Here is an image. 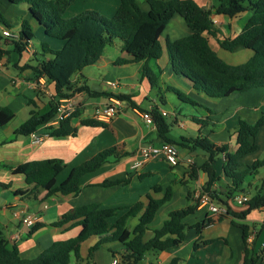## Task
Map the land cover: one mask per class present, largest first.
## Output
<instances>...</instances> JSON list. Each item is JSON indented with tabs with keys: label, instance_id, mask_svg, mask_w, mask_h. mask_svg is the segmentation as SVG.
Listing matches in <instances>:
<instances>
[{
	"label": "crops",
	"instance_id": "0c3cea01",
	"mask_svg": "<svg viewBox=\"0 0 264 264\" xmlns=\"http://www.w3.org/2000/svg\"><path fill=\"white\" fill-rule=\"evenodd\" d=\"M113 1L110 8L103 7L111 12L112 17L120 6V0ZM194 1L202 7L214 10L220 4L219 0ZM0 7V11L7 17V22L14 27L12 31L19 32L22 23L28 21L35 32V39L21 55L13 51L12 44L2 41V49L10 53L0 57V108H10L15 113V118L0 130V233L5 236L10 248L19 249L23 259H35L55 242L77 237L80 228L67 229L70 225L56 228L52 224L78 207L97 204L101 209H115L116 215L108 220L112 228L127 213L129 207L138 202L147 203L148 196L162 199L165 190L172 187L174 190L172 199L162 207L144 237L145 241H149L154 236V230L161 228L171 212L195 203L196 195L209 181L208 175L199 170L207 161L208 154L200 148L191 150L177 146L180 152L178 166H171L164 158H159L147 161L139 168L135 167L142 159L140 157L142 148L159 147L165 143L158 135L156 124H148L142 113L150 112L154 107L168 113L165 117L170 125L168 136L177 143H182V139L207 138L218 147L228 146L231 153L237 149L236 129L239 120L243 119L254 124L264 118V88L252 89L226 98H210L196 91L189 81L176 75L168 57L164 55L161 60L149 63L156 73L159 69L162 70L159 88L153 90L149 80L142 78L141 75L144 62L115 65L120 58L132 59L122 51V44L115 42L113 46L107 48L100 62L93 66L94 75H90L86 68L74 77V81L82 86L85 82L89 85L91 80L99 84L101 91L114 94L124 90V93L129 95L131 103L127 101L129 104L120 114L106 123V127H87L81 122L94 119L95 109L109 104L110 98H92L86 94L77 107L79 115L73 120L77 134L51 137L44 143L35 145L30 135H17L16 131L34 113L40 115L49 113L56 99L54 86L44 78H37L29 66L37 65L36 58H41L42 44H48L51 49L59 50L64 43L47 37L44 28L32 20L27 5H15L9 0H0ZM252 15L253 13L248 11L234 18L225 15L214 16L218 35L217 39L212 38L210 43L226 62L238 65L247 62L253 56L252 51L244 48H238L233 53L224 51L218 43L237 37ZM41 30L45 38L37 40L36 35ZM190 34L184 21L176 17L165 29L161 41L165 46L167 40L176 41ZM239 53L241 55L244 53L242 60L245 61H238L235 54ZM108 82L118 83L119 88L116 90L109 88ZM169 88L184 93L197 105L183 103L174 93L168 91ZM159 91L163 94V104L160 103ZM168 106L173 109L168 110ZM196 120L205 121V124H200ZM46 131L47 129L41 128L38 133ZM253 140L258 150L240 160V171L257 161L264 160V125ZM108 149H115L113 157L98 171L89 173L81 179V191L77 195L57 194L47 201H42L46 194L44 191L37 195V199H24L15 195L16 191L26 189L28 185L26 177L14 174L13 168L31 161L60 160L65 164L64 171L57 179V185H60L67 180L74 168ZM226 159V156L219 155L214 164L217 179L214 189L222 192H228L233 188L232 179L224 171ZM193 167L199 170V178L196 180L189 178ZM125 181L129 183H123ZM116 182L118 184L109 185ZM156 186H161L163 191L155 192L153 189ZM234 193H245L251 198L257 195L264 196V168L254 174H248L244 183ZM48 201L54 203L49 204ZM230 204L232 213H240L246 209L237 207L232 201ZM30 214H39L40 224L44 225L32 235H29L31 228L21 222L23 217ZM208 220H212L211 224L199 233L194 226ZM184 222L192 228L186 231V240L180 247L162 252H149L140 264H242L245 244L242 231L233 225L234 222L249 225L251 233L259 231L257 238L253 237L256 239L255 251L260 253L264 248L263 208L254 210L246 220H240L232 214L216 216L209 208L199 206ZM138 223L139 217L131 219L129 221L131 230ZM15 236L16 239L11 241L10 239ZM97 241V238H93L83 244L81 250L83 258L87 257L89 248ZM196 244L200 245L197 250L194 249ZM112 251L117 253L118 259L125 254L121 243H111L95 253L91 264H112L114 261Z\"/></svg>",
	"mask_w": 264,
	"mask_h": 264
},
{
	"label": "trees",
	"instance_id": "16d2710c",
	"mask_svg": "<svg viewBox=\"0 0 264 264\" xmlns=\"http://www.w3.org/2000/svg\"><path fill=\"white\" fill-rule=\"evenodd\" d=\"M15 5H27L32 20L45 30L47 37L60 40L64 46L60 50H53L48 44H42L41 58H36L37 65L29 66L37 78H44L54 86L56 103L52 110L45 114H33L17 131V135L29 136L46 126L55 116L60 100L73 98L76 95L88 94L92 98L116 97L129 101L125 93H109L107 91H94L85 82L82 86L74 81L77 74L88 67L100 62L107 48L114 45L116 40L122 44V51L132 57L131 60L118 59L115 65L136 64L144 62L141 71L142 78H147L152 89L159 88V77L162 70L156 73L150 62L159 61L166 55L171 63L174 73L187 81L193 88L210 98H226L233 94L248 92L252 89L264 88V0H219L215 8L200 6L194 0H120V6L113 17L109 18L97 11H87L70 19L65 15L76 0H9ZM253 15L243 31L234 39L218 41L220 48L233 53L238 48L252 51L253 56L245 63L233 65L223 60L212 47L210 41L217 39L218 31L215 28L214 16L225 15L231 18L245 12ZM180 17L191 34L182 39L167 40L165 46L161 38L169 23ZM14 27L7 22L5 15L0 11V57L10 52L2 49L4 41L12 44L13 51L23 54L35 39V32L30 22L24 21L18 32L17 40L3 35L5 29ZM177 98L186 104L197 105L187 95L175 88H169ZM160 103H164L162 92H158ZM131 103V102H130ZM78 110V108H77ZM69 119L63 121L59 128L51 130V137H67L77 134V127L73 120L79 115L78 111ZM156 124L158 135L165 143L191 150L202 149L208 154L207 161L199 169L208 175L209 181L202 188L212 200L227 208V214L235 218L246 220L254 211L264 208V196H254L242 207L246 209L240 213L231 212V198L237 189L244 183L248 174H254L264 168V160L257 161L240 171V160L246 155L258 150L254 138L264 125V118L254 124L240 119L236 129L237 149L229 151L228 146H216L209 139L185 140L177 143L169 138L170 125L160 113L158 107L150 111ZM15 113L10 108H0V130L4 129L13 119ZM200 124L205 121L196 120ZM82 125L87 127H106L104 122L95 119L83 120ZM191 144L192 146H190ZM115 154V149L100 152L92 159L74 168L67 180L57 185L58 176L64 171L65 164L60 160H42L24 163L12 171L14 174L24 175L28 187L18 190L15 195L24 199H37V195L44 191L47 201L54 195H77L81 191V179L98 171ZM219 155L227 157L224 171L232 179L233 188L228 192L214 189L217 181L214 164ZM199 170L195 167L189 174L191 180L199 178ZM123 183H129L125 181ZM110 183L109 185H116ZM162 192L161 186L153 189ZM174 194L172 187L165 190L162 199H153L148 196V202H138L128 208L127 213L110 227L109 218L116 215L115 209H101L97 204H89L73 209L64 214L62 218L52 224L53 227L67 229L80 228L77 237L57 241L35 259H23L17 247H9V242L0 233V264H91L95 253L102 247L111 243H121L125 254L119 259V264H140L149 252H162L180 247L186 240L187 226L184 220L193 215L199 207V200L195 197L194 204L169 214L168 219L161 228L154 230V236L145 241L144 237L150 230L151 224L159 214L162 207L168 203ZM191 199V196H189ZM139 217V223L131 230L129 221ZM212 220L194 226L200 233L211 224ZM243 234L245 244L242 264H264V248L262 252L255 251L256 239L249 242L250 226L234 222ZM37 224L30 229L29 235L43 228ZM97 238L95 245L91 246L86 258L81 255L82 246L90 239ZM200 245H195L197 250ZM114 259L117 253L112 251ZM75 259V263H73Z\"/></svg>",
	"mask_w": 264,
	"mask_h": 264
},
{
	"label": "built area",
	"instance_id": "2783aa9c",
	"mask_svg": "<svg viewBox=\"0 0 264 264\" xmlns=\"http://www.w3.org/2000/svg\"><path fill=\"white\" fill-rule=\"evenodd\" d=\"M215 23V21H214ZM3 35L7 38L17 40L19 38V33L14 32L9 29H5L3 31ZM29 48V47H28ZM111 89H118L119 85L116 82H108L107 85ZM80 96L76 95L73 98L62 99L59 101L57 105V110L54 118L43 128L47 129L46 132L38 133L35 132L31 134L32 142L35 145H40L44 143L47 139L51 138V130L59 128L61 123L69 118H71L77 110V106L75 105L76 99ZM129 103L126 100H122L116 97L110 98V103L107 105L98 106L94 113L93 118L97 121L108 123L111 121L116 115L120 114L123 108L128 105ZM160 113L167 117L168 113L164 111H160ZM143 118L146 120L148 124H153L154 120L151 116L150 112L142 113ZM225 157V155H223ZM140 157L142 158L138 161L135 167L139 168L143 166V164L150 160H157L159 158H164L168 164L171 166H178L180 163V152L176 145L164 143L159 147H144L140 150ZM196 198L199 200L200 207L209 208L210 212L216 216L226 215L227 208L219 206L216 204L211 196L204 192L203 189L196 195ZM252 198L245 193H234L232 195L231 201L234 205L237 206H244L247 204ZM40 215L39 214H30L21 219L23 225L27 227H34L35 225L40 223ZM254 236L249 238V242L252 243ZM16 239L12 237L10 240ZM112 264H119V259H114Z\"/></svg>",
	"mask_w": 264,
	"mask_h": 264
},
{
	"label": "rangeland",
	"instance_id": "374dc122",
	"mask_svg": "<svg viewBox=\"0 0 264 264\" xmlns=\"http://www.w3.org/2000/svg\"><path fill=\"white\" fill-rule=\"evenodd\" d=\"M113 2H114L113 0H77L71 6L70 11H68L71 15H68V13H67L65 15V18L66 19H70L72 17L77 16L78 14H82V13H85L87 11H97V12L101 13L102 15L111 18L112 17L111 12H109V10H107L106 8H103V7H109ZM94 7L102 9V11H100L99 9L94 8ZM0 9H1V7H0ZM43 38H45V34L41 30L40 33H38L36 35V39L39 40V39H43ZM48 38H50V37H48ZM51 40L55 41L56 39L52 38ZM116 43L118 44V43H120V41L116 40ZM54 50H56V49H54ZM235 56L238 58V61H241V62L245 61V60H242L243 59L242 57L244 56V53L242 55L240 53L239 54H235ZM243 63H245V62H243ZM92 70H93V66L92 67H88V73L90 75H94L92 73ZM89 82H90L89 85L91 86V88H92L93 85H99V84H95L96 82H92L91 80H89ZM167 109L169 110V109H173V108L168 106ZM240 207H242V206H240Z\"/></svg>",
	"mask_w": 264,
	"mask_h": 264
},
{
	"label": "water",
	"instance_id": "95a60500",
	"mask_svg": "<svg viewBox=\"0 0 264 264\" xmlns=\"http://www.w3.org/2000/svg\"><path fill=\"white\" fill-rule=\"evenodd\" d=\"M92 90H94V91H98V92H101V88H100V86H98V85H93L92 86ZM121 93H124V90H121ZM86 96V93H83L81 96H79L77 99H76V101H75V105L78 107L79 105H80V103H81V101L84 99V97ZM207 183V182H206ZM49 202V204H53L54 202H52V201H48ZM264 209V208H263Z\"/></svg>",
	"mask_w": 264,
	"mask_h": 264
}]
</instances>
